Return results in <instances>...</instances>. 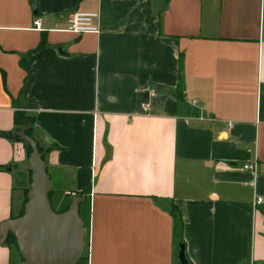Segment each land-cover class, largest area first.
I'll use <instances>...</instances> for the list:
<instances>
[{"label": "crops", "instance_id": "1", "mask_svg": "<svg viewBox=\"0 0 264 264\" xmlns=\"http://www.w3.org/2000/svg\"><path fill=\"white\" fill-rule=\"evenodd\" d=\"M76 11L99 33L66 32ZM22 108L52 209L84 197L86 264H180L173 207L190 264H264V0H0V132ZM27 159L0 137V223Z\"/></svg>", "mask_w": 264, "mask_h": 264}, {"label": "water", "instance_id": "2", "mask_svg": "<svg viewBox=\"0 0 264 264\" xmlns=\"http://www.w3.org/2000/svg\"><path fill=\"white\" fill-rule=\"evenodd\" d=\"M25 129L0 133V137L9 140L14 134L19 135L32 148L26 164L21 166L31 173L24 212L0 223V238L3 242L8 232L13 233L24 259L22 264H74L82 252L83 222L78 210L84 197L74 196L62 212L52 209L48 197L51 182L46 164L38 151L37 142L25 136ZM177 247L180 264H189L184 244L177 243Z\"/></svg>", "mask_w": 264, "mask_h": 264}, {"label": "trees", "instance_id": "3", "mask_svg": "<svg viewBox=\"0 0 264 264\" xmlns=\"http://www.w3.org/2000/svg\"><path fill=\"white\" fill-rule=\"evenodd\" d=\"M31 2H32V6H34V8H35L37 6V0H31ZM43 43L44 42L41 41L40 46L43 45ZM30 60L31 59L29 58L28 63H30ZM23 62L24 61L21 62L22 65H24ZM1 74H2V80H3V83H4V79H5L4 72L1 71ZM177 96L178 97L181 96L180 92H177ZM14 125H15L14 131L9 132V133H14V132L19 131L22 128H26L24 130L25 136L30 137V138L34 139L37 142V140L35 139V137L33 135V118L27 112L22 111V110H16L14 112ZM0 133H2V132H0ZM12 139L14 141H18V142H22L23 143L24 147L26 148V155H27V158H28L30 156L31 152H32L31 146L19 135L14 134ZM37 147H38V151L42 154L41 158L44 160V155L46 153V150H41V147L38 145V143H37ZM48 150H51V147H49ZM29 182H30V177H29ZM27 192H28V188L25 189V191H24L23 207H22V210L20 211L18 216H21L23 214V212H24V205H25V203L27 201ZM49 195H50V192L48 194V197H49ZM173 212H174V216H175V236H176V241L179 244H184L183 241H182V219L180 217V214H179L178 210L175 207H173ZM3 242L6 245H14V246L17 247L15 236L11 232H8L7 237H6V239ZM81 258H82V256L80 255L78 257V259L75 261L74 264H80ZM85 264H86V256H85Z\"/></svg>", "mask_w": 264, "mask_h": 264}, {"label": "built area", "instance_id": "4", "mask_svg": "<svg viewBox=\"0 0 264 264\" xmlns=\"http://www.w3.org/2000/svg\"><path fill=\"white\" fill-rule=\"evenodd\" d=\"M98 19V13L97 12H84V11H76L72 14V16L69 19V23L67 27L64 29L66 32L72 33V34H98L100 29L98 24L95 23V20ZM33 28L37 31H42L43 28L41 27V22L39 18H35L33 20ZM196 101H193V104H196ZM231 124L228 123V126ZM244 169L252 170L254 169V166L250 164L243 165ZM67 195L74 196V193L72 192H66ZM263 200L260 197H257L255 200V203H261Z\"/></svg>", "mask_w": 264, "mask_h": 264}, {"label": "rangeland", "instance_id": "5", "mask_svg": "<svg viewBox=\"0 0 264 264\" xmlns=\"http://www.w3.org/2000/svg\"><path fill=\"white\" fill-rule=\"evenodd\" d=\"M22 65V64H21ZM4 83H6V77H5V82ZM20 110H22V111H25V108H22V109H20ZM26 112V111H25ZM41 150H45L44 148H41ZM22 170H19V173L21 172ZM26 176H28L27 178L29 179V177H31V173L30 172H26ZM18 184H19V182L18 181H16ZM13 196H14V198H13V203H14V206L16 207V205L20 202V200H21V197H20V193H18V192H14V194H13ZM51 205H52V207H55L56 205L55 204H52L51 203ZM84 248H85V245H84ZM81 256H82V258H81V261H80V264H85V249L84 250H82V252H81Z\"/></svg>", "mask_w": 264, "mask_h": 264}]
</instances>
